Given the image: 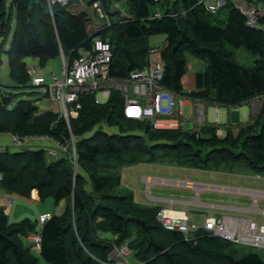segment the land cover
Here are the masks:
<instances>
[{
    "label": "trees",
    "instance_id": "16d2710c",
    "mask_svg": "<svg viewBox=\"0 0 264 264\" xmlns=\"http://www.w3.org/2000/svg\"><path fill=\"white\" fill-rule=\"evenodd\" d=\"M96 1H86L87 6ZM100 1L110 13V4L119 0ZM224 1V7L213 14L199 0H124L128 19L102 29L88 11L74 9L72 2L56 4L51 16L36 5L30 15L33 0H0V51L6 53L13 88H33L30 59L37 60L42 70L62 53L72 63L81 49H90L94 38L101 37L110 41L114 51L111 76L126 79L131 71L147 66L150 39L163 35L166 41L160 49L167 88L202 98L207 105L240 107L264 95V29L248 26L232 0ZM224 8L226 20L219 16ZM116 15L112 16L117 19ZM260 21L264 26V15ZM241 48L256 56L253 66L234 60L232 49ZM188 55L204 61L206 71L193 75L192 91L186 93L183 80ZM16 98L17 94L0 92V134L71 141L57 113H41L36 102L21 98L14 106ZM78 103L79 115L71 119L76 172L71 154L51 159L44 149L0 153V189L5 193L27 198L36 190L41 201L52 198L56 205L63 200L68 203L63 215L52 214L42 226L39 256L24 245L28 235L38 231L39 220L37 226L29 219L11 224L1 213L0 264H42L41 260L47 264H114L111 251L125 245L131 251L127 257L131 264H194L196 259L200 264H264L256 253L241 259L226 254L231 243L218 238L200 233L187 242L181 233L165 230L156 218L160 208L136 203L121 176L123 169L143 162L200 170L248 169L264 176V106L259 119L238 133L235 130L242 123L208 124L197 135L155 130L148 122L126 118L125 100L118 92L106 103H99L96 95L81 96ZM217 128L225 129L222 136Z\"/></svg>",
    "mask_w": 264,
    "mask_h": 264
},
{
    "label": "built area",
    "instance_id": "2783aa9c",
    "mask_svg": "<svg viewBox=\"0 0 264 264\" xmlns=\"http://www.w3.org/2000/svg\"><path fill=\"white\" fill-rule=\"evenodd\" d=\"M73 0H46L50 15H54L53 7L56 4L68 6ZM88 0H81L85 2ZM207 10L215 14L221 6L225 5L224 0H200ZM236 5L246 18L247 25L256 29L263 28L261 17L264 15V0H252L251 2ZM90 10L95 12L106 21L103 28L111 27L116 18L103 9L100 0L90 6ZM114 58V51L108 39L96 37L90 49H81L79 57L69 63L62 53L61 69L62 74L56 75L51 72L52 81L47 84L44 69L39 66L37 60L30 59L28 62L29 74L32 85L36 88H45L47 99L53 103V107L60 119H63L71 134L69 143H62L50 136L35 135L20 137L13 134H0L9 139V144L0 145V153L10 150L44 149L51 159H61L71 154L73 166L78 167V155L76 151V139L72 135L71 119L79 115L80 104L78 100L85 95H101L106 103L113 92L120 93L125 100L124 115L131 120L148 122L155 130H183L191 122L197 129H201L208 124L218 127L220 121V107H216V123H210L207 116V103L202 98H186L185 94H180L167 88L164 83L165 67L162 61L160 47H152L149 51L148 64L144 69L133 70L128 78L119 79L111 76V67ZM190 106V115L186 116L184 108ZM254 113L259 111V107L264 106V95L254 98L251 101ZM260 109V110H261ZM218 135L224 132L217 128ZM180 186L197 189V185L187 180L177 182ZM198 193V191H196ZM3 205L10 208L14 199L11 196L3 198ZM0 200V204H1ZM170 212L171 214H167ZM264 218V210L261 211ZM52 218L51 213H44L39 216V226L37 232L29 236L30 243L34 250L41 251L42 234L41 228L46 221ZM156 218L164 229L170 232H179L184 236L185 241L191 242L203 233L231 244H241L257 248L264 251V221L260 223L254 218L240 217L234 215L215 216L211 214L202 225L195 223L187 210L178 211L172 207L160 209ZM115 251L119 253L115 258ZM112 253V254H111ZM110 253V260L114 264H131L127 257L131 251L127 246L115 247ZM111 256H113L111 258ZM121 259L122 263L118 262Z\"/></svg>",
    "mask_w": 264,
    "mask_h": 264
},
{
    "label": "rangeland",
    "instance_id": "374dc122",
    "mask_svg": "<svg viewBox=\"0 0 264 264\" xmlns=\"http://www.w3.org/2000/svg\"><path fill=\"white\" fill-rule=\"evenodd\" d=\"M244 1H246V0H241V2H244ZM72 4L73 5L79 4L81 6L78 9V11H83V10L88 11L91 14V16L94 18V22L96 24L104 25L106 23V21L104 19H102L99 15L95 16V12L90 10V6H87V3H83V2H81V0H73ZM201 4H204V3H201ZM110 5H111L110 14H112V15L117 14L116 16L118 18L116 20L121 21L122 19H128L129 13L127 11V5L124 2V0L115 1ZM204 7H205V9H207L205 4H204ZM222 7H224V6H221V8ZM8 11H10L9 7H8ZM13 16L14 17H13V21H12V33H13L15 26H16V13L15 12L13 13ZM219 16L222 20H226L227 19V10H225V8L222 9ZM119 19H121V20H119ZM12 33L9 37V40L7 41L6 49L9 47ZM165 41H166V37L163 35L153 36L150 39V45H151V47H154V48H157V47L163 48ZM232 53H233L234 60L236 62H238L239 64L244 65L246 67H251L254 65V62L256 60V56L254 54H252L250 51H248L244 48H241V49H232ZM0 60L3 62V64L0 66V82L3 85H5L3 87H0V92L2 94L3 93H5V94H9V93L17 94V98H16V100H14V106L16 105L17 101L21 98L24 100H30V101L36 102V104H37L36 106L39 107V111L41 113L55 110V108L53 107V103L50 102L44 96L45 95V88H42L40 90L37 89L36 87H33V88L27 87L24 89H14L13 86L15 85V83L10 79L9 69L7 67V64H6L7 63V57H6V53L4 50L2 52L0 51ZM187 61H188V64H187L188 65L187 66L188 72L186 75L187 78H186V80H184L185 81L184 83L186 84L185 85L186 88L189 89L191 87L190 81L192 82L193 75L197 72L203 73L206 71V63L204 61L195 59L194 57H192L190 55L187 56ZM61 63L62 62H61L60 58L48 63V65L44 69L45 74H47L46 75L47 84H50L52 81L51 72L55 71L54 73L56 75L62 74L61 73L62 72ZM187 93H189V92H187ZM185 96H186V98H192L189 94L188 95L185 94ZM97 99L100 102L105 101L101 95H98ZM204 102L206 103V101H204ZM80 109H81V107H80ZM260 109H261V107H259L258 112H255L253 114V116L249 120L250 122L252 120L259 119L260 116L258 114L262 112V110H260ZM239 110L241 112V121L247 122L248 117L251 113L250 105H248V104L242 105L239 108ZM234 112H235L234 109H228L226 107H220L219 124L220 125L227 124L229 121V119H228L229 116H232V121L236 122L237 118L235 115H233ZM184 113L186 116L190 115V106L188 104L184 108ZM207 116H208V121L210 123H216V107H215V105H212V104L207 105ZM247 123H242V125H239L236 128L235 132L238 133L239 129L242 127H245L246 126L245 124H247ZM201 130H202V128L201 129L195 128V126L192 125L191 122H189L186 125V128L183 129V131L190 132V133L197 132V135ZM220 130L225 132L224 128H220ZM258 131L259 130H257V132ZM2 143H4V142H0V144H2ZM23 149H26V147H20L17 150L22 151ZM10 151L12 152L13 150H10ZM49 158H51V156ZM141 164L142 165H138L140 167L134 166V167L125 169L124 174H123V182H124V184L127 185L128 189L134 191L136 196L138 194L142 193L141 197L143 199L147 198V195H146L147 186H146V183H143L142 178H143V176H146L147 174H151V172H153L155 175H167V176H170V178H174V179H185L187 176L194 178V176L192 174H196V173H191L190 171L183 172L180 170H167V169H163V168L158 167V166L147 165V164H152V163L143 162ZM159 177H161V176H159ZM148 181H150V179H148ZM34 191H36V190H34ZM33 192L31 194V197H27V198L21 197L18 195H11V197L14 199L13 208L22 207L23 212H24L19 216H14L12 214H9L8 218H9V221L11 224L19 223L25 219H29L30 221L35 223L37 226V221L39 220V216L41 214L51 213V214H55V215L60 216V215H63L65 213V210L68 206V203L66 200H63L58 205H56L55 201L52 198H47L44 201L34 199L32 197V196H34ZM4 193L5 192L2 189H0V198L3 197ZM36 193H38V192L36 191ZM187 193L193 194V192L191 190L188 191ZM5 194H7V193H5ZM190 194H188V195H190ZM6 196H4V197H6ZM202 197H206V196H202ZM2 201L4 202V200H2ZM137 201H135V202L140 204L139 200H137ZM7 209H9V208H7ZM263 221H264V218L260 217L259 222L263 223ZM199 223H201V222H199ZM160 225L163 227L162 224H160ZM39 228H40V226L37 227V229H39ZM31 234L32 233H30L28 235L27 242L25 241L24 245L29 246L32 249L33 253L36 256H39L40 251L34 250L31 243H30L29 236ZM105 236H107V235H105ZM128 244H129V242H128ZM125 246H127V245H125ZM249 252L259 254L262 258H264V251L263 250L260 251L257 248H253V247L245 246V245H241V244H231L227 247V250L225 251L226 254L233 255L234 257H236L238 259H241L244 254H247ZM114 253L116 255L115 258L118 257L119 253L117 251H115ZM112 257L113 256H111V258ZM41 262H42V264H47L43 260H41ZM118 262L122 263V260L119 259ZM193 263L194 264H200V260L196 259V260H194Z\"/></svg>",
    "mask_w": 264,
    "mask_h": 264
},
{
    "label": "crops",
    "instance_id": "0c3cea01",
    "mask_svg": "<svg viewBox=\"0 0 264 264\" xmlns=\"http://www.w3.org/2000/svg\"><path fill=\"white\" fill-rule=\"evenodd\" d=\"M232 2L235 5L245 3L241 2V0H232ZM80 7L81 6L79 4L73 5V8L76 10ZM186 78L187 77H185L184 80H186ZM184 80L183 83L185 82ZM185 85L186 84L184 83L186 93L191 92L192 87L188 89ZM251 101L247 103L251 107V113L247 122H250L249 120L254 114V108L251 106ZM240 107H228V109L235 110L233 115L237 118V121L235 122L232 121V116H229L228 123H231L232 125L247 123L241 121ZM0 142L9 144V139L0 136ZM138 165L142 164L140 163ZM138 165L135 166L140 167ZM147 165L158 166L167 170H180L183 172L190 171L191 173L196 174H192L194 178L187 176L185 179H174L167 175H155L151 172V174H147L142 178L143 183H146L147 186V198L143 199L141 197L142 193L136 196L134 191L128 189L127 185L123 182L124 170L134 166L123 169L121 176L124 188L130 190L134 195L135 201L139 200V203L142 206L160 209H169L172 207L174 210L178 211L187 210L195 223L199 225H202L206 218L211 214H214L215 216L234 215L240 217H250L256 219L257 221H260V217H263L261 211L264 210V176L256 175L251 170L239 168L235 170L228 169L222 171L200 170L182 168L168 163ZM148 179H150V181H148ZM187 180L196 184L198 186L197 189H191L177 184V182ZM190 190L193 194L187 193ZM196 191H198V193ZM33 194L34 196L32 197L34 199L40 200L36 191L33 192ZM6 195L7 194L4 193L3 197ZM3 197L0 198L1 201L3 200ZM3 203L4 202L2 201L0 204V214L4 213L7 216H9V214L19 216L24 213L22 207L13 208L12 205V207L7 209Z\"/></svg>",
    "mask_w": 264,
    "mask_h": 264
},
{
    "label": "water",
    "instance_id": "95a60500",
    "mask_svg": "<svg viewBox=\"0 0 264 264\" xmlns=\"http://www.w3.org/2000/svg\"><path fill=\"white\" fill-rule=\"evenodd\" d=\"M45 1L46 0H33V4L30 5V15H31V9L34 7V5H36L37 7H39V9L46 14H50V11L45 7ZM136 120V119H134ZM77 171V169L75 168V172Z\"/></svg>",
    "mask_w": 264,
    "mask_h": 264
},
{
    "label": "bare ground",
    "instance_id": "6f19581e",
    "mask_svg": "<svg viewBox=\"0 0 264 264\" xmlns=\"http://www.w3.org/2000/svg\"><path fill=\"white\" fill-rule=\"evenodd\" d=\"M167 214H171L170 212H167Z\"/></svg>",
    "mask_w": 264,
    "mask_h": 264
}]
</instances>
